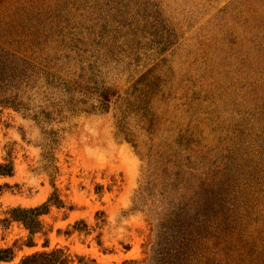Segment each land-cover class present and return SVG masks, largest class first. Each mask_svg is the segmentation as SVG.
<instances>
[{
  "label": "rangeland",
  "instance_id": "rangeland-1",
  "mask_svg": "<svg viewBox=\"0 0 264 264\" xmlns=\"http://www.w3.org/2000/svg\"><path fill=\"white\" fill-rule=\"evenodd\" d=\"M53 252L264 264V0H4L0 264Z\"/></svg>",
  "mask_w": 264,
  "mask_h": 264
},
{
  "label": "trees",
  "instance_id": "trees-1",
  "mask_svg": "<svg viewBox=\"0 0 264 264\" xmlns=\"http://www.w3.org/2000/svg\"><path fill=\"white\" fill-rule=\"evenodd\" d=\"M4 0H0V10L3 7ZM4 66V65H1ZM48 206L44 204L41 207L31 208V209H12L11 212L15 215L14 218L18 221H23L27 227V229L34 233L35 227L40 225L39 220L37 219L39 215L42 214V212H47ZM22 214V215H17ZM28 218H31V222H28ZM55 252H53L51 255L47 253L43 254H35L32 256H29L25 259V261L22 264H52L51 257L54 255ZM0 259L3 260V257L0 255ZM58 264H63V260L58 262Z\"/></svg>",
  "mask_w": 264,
  "mask_h": 264
}]
</instances>
